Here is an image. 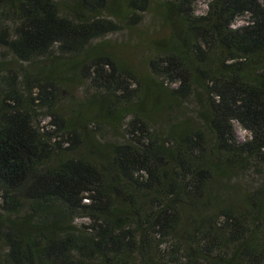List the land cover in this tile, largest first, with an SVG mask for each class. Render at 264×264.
Segmentation results:
<instances>
[{
    "label": "trees",
    "instance_id": "trees-1",
    "mask_svg": "<svg viewBox=\"0 0 264 264\" xmlns=\"http://www.w3.org/2000/svg\"><path fill=\"white\" fill-rule=\"evenodd\" d=\"M155 1L0 0V46L23 66L0 75V264H264V184H222L264 173V0L159 2L169 31L143 76L105 38ZM84 82L94 93L64 102ZM192 99L196 123L151 125Z\"/></svg>",
    "mask_w": 264,
    "mask_h": 264
},
{
    "label": "rangeland",
    "instance_id": "rangeland-1",
    "mask_svg": "<svg viewBox=\"0 0 264 264\" xmlns=\"http://www.w3.org/2000/svg\"><path fill=\"white\" fill-rule=\"evenodd\" d=\"M165 0H156L153 9L151 12L143 15L142 21L129 28L127 23H121V31L116 34L108 35L105 38V42H110L115 45L114 52L117 53V56L120 60L126 61L131 65V67L137 72L139 75L149 74V61L150 58L153 57V52L149 50V42L152 39H160L168 34L169 28H160L157 25L158 21V13L155 12L156 6L159 2H163ZM61 4L68 5L70 4V0H59ZM210 0H198L194 5V10L197 15H205L208 12ZM0 16V21H1ZM4 26L9 27L12 32H15L16 25L13 22H3ZM247 23L246 17H239L236 21L235 27L243 26ZM101 40H104L101 39ZM93 43L97 45L102 44L100 39H96ZM0 75L4 76L7 74L8 70L11 69H21L22 62L19 63L17 60L13 58V56L7 52V50L0 46ZM174 85L173 87H175ZM94 93L90 84L88 83H80L74 85V89H71L70 95H66V99L64 102L69 101V98L74 96L78 102H84L85 99ZM64 102H62L64 104ZM150 104V103H148ZM171 105V103H170ZM199 105L195 102L194 99L184 101L182 103H178L175 105L172 104L171 107L166 108V110L161 112L154 113V116H151L150 123L151 125L157 126L160 130L168 129L170 125V120L175 122L184 123L186 120H194L198 118ZM48 120V119H47ZM46 120V121H47ZM120 127V126H119ZM110 130L109 127L103 131V136H101V140L104 142H120L122 134L121 130ZM235 136L238 142H245L250 138V133L246 131L238 122H234ZM222 184L225 186H229L231 188H227L231 193L234 191L241 194H249L253 190L257 189L261 185L264 184V173H258L256 170H250L249 173H243L240 171H235L226 176ZM223 222L222 220L220 221ZM90 223V220L79 217L76 220V224L87 225ZM182 242L184 244L191 242L187 237L181 236ZM176 243L175 238H169L167 240V244L161 247V251L165 250L166 255L170 256L172 254V247ZM163 254V252H162Z\"/></svg>",
    "mask_w": 264,
    "mask_h": 264
}]
</instances>
